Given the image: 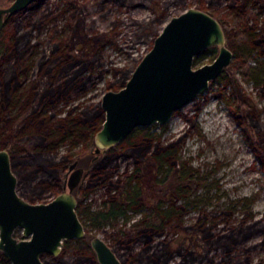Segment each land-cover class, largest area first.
Here are the masks:
<instances>
[{"label":"rangeland","instance_id":"1","mask_svg":"<svg viewBox=\"0 0 264 264\" xmlns=\"http://www.w3.org/2000/svg\"><path fill=\"white\" fill-rule=\"evenodd\" d=\"M12 1L0 0V8L10 5ZM39 1L33 8L13 19L19 25L16 33L19 41L16 52L4 62L2 75L3 81L7 83L14 77L15 69L25 67L31 61L37 65L42 57V42L47 38H71L78 49V53L72 54L87 64H94L85 72L90 75L89 80L87 75L78 79L86 84L87 94L80 95L79 88H71L70 100L62 101L49 111L51 114L60 110L57 117L66 116L70 109L78 106L83 109L97 106L98 103L101 105L105 92L114 87L119 90L126 77L132 75L171 18L188 8L201 9L200 0ZM209 1L204 0L203 5L221 17L227 0H214L211 4ZM14 22L9 23L8 28L15 26ZM254 54L257 56L256 51ZM215 57L212 53L203 56L196 67L211 63ZM235 59L236 56L232 64ZM259 59L264 62L263 57ZM256 60L255 57L248 63L245 73L239 69L236 73L243 93L253 98L260 110L259 120L251 122L256 126L253 130H258V126L264 127L262 77L256 74L252 78ZM115 70L118 72L114 74ZM236 106V94L226 84V80L216 81L206 93L179 110L168 124L153 125L152 130L162 134L161 140L164 143L182 139L179 159L195 167L204 178V184L191 197L192 205L184 210L180 208L165 220L164 228L153 235L149 250L146 251L143 240L132 244L131 252L137 258L135 264H158V261L163 264L167 259L169 264H179L185 259L186 264H264V168L257 159L256 149L247 132L250 127L235 118L233 109ZM162 126H165V131ZM68 143L61 145L58 155L68 151ZM95 147L94 142L92 148ZM92 148L73 158L80 159L79 166L85 169L86 174L100 160L93 161L95 154ZM135 167L129 155L113 159L109 168L113 172L112 181L119 183L123 180L122 185L125 184L126 175L132 173ZM139 168V184L144 193L143 210L129 212V221L119 218L86 230L85 239L89 245L93 237H101L122 262L131 253L121 247V241L130 238L131 226L150 213L152 206L161 201L168 203L169 200L164 188L157 182L159 174L151 161ZM19 169L16 170L22 173ZM19 181L18 178L19 194L29 190L31 193L34 184ZM119 189L111 188L110 185L103 187L85 198L83 203H91L97 209L112 194L118 193ZM56 191L49 189L37 199H32L34 203H45L62 192ZM79 191H76L78 199ZM183 203L180 200L175 206H182ZM197 224L202 232V237H199L201 247L196 245L200 233L198 235L196 229H191ZM244 232H249L250 237L237 245L225 237V234L241 235ZM17 237H23L21 231H17ZM143 238L146 239V236ZM202 246L209 247L210 251L205 253ZM54 257H58V261L51 255H45L43 261L45 264H92L84 261L75 242L64 244L61 253Z\"/></svg>","mask_w":264,"mask_h":264},{"label":"trees","instance_id":"2","mask_svg":"<svg viewBox=\"0 0 264 264\" xmlns=\"http://www.w3.org/2000/svg\"><path fill=\"white\" fill-rule=\"evenodd\" d=\"M37 2L40 1L31 4L29 8H33ZM213 2L214 0L209 1L210 4ZM203 4H205L204 0H200L199 8L210 12ZM254 5L258 7L256 12L251 11L248 0H227L221 17L210 13L222 23L229 46L236 56L234 63L216 81L226 80V84L235 92L237 104L233 109L235 118L239 123L250 127V130H246L250 133L257 159L264 168V127L258 126V130H253L252 128L256 126L251 124L259 120L260 110L253 98L243 93L236 76L237 69L245 73L248 63L256 57L257 64L252 78H255L256 74L262 77L261 91L264 98V62L259 59L260 57L264 59V23L260 27L258 20L256 24H249L248 21V17L262 14L264 0H253L252 6ZM25 11L7 17L0 36V140L2 148L10 153L12 168L19 182L34 184L31 193L29 190L21 194L34 203L32 198L37 199L49 189H55L56 192L62 190L65 173L74 156L93 147L95 135L105 120V112L98 103L97 106L92 105L83 109L78 106L70 109L63 117H57L60 110L49 113L57 104L70 100L71 88H79L80 95H86L88 92L86 84L78 79L87 75L85 72L94 62L87 64L86 61H81L74 56L73 54L78 53V49L67 36H64L66 38H47L42 42L40 50L42 57L37 65L31 61L25 67L15 69L14 77L10 81L7 83L3 81V64L16 52L19 41L16 36L19 25H16L13 19ZM12 22L15 26L8 28V24ZM35 47L37 48L38 44ZM255 51L257 56L254 54ZM211 53L216 56L218 48H208L201 56L195 58V64L203 56ZM117 72L118 70H115L114 74ZM130 77L131 75L126 77L121 88ZM87 79H90V75H87ZM216 81H213L211 85ZM111 87L113 86L109 88ZM113 90L117 89L114 87ZM164 128L165 126H162L163 131H165ZM161 135L152 131L151 126L136 130L123 142L110 148L101 156L88 172L79 191L81 199L79 197L76 210L86 230L88 227H99L119 218L129 221V212H139L145 207L143 188L139 184V166L151 161L156 167L159 174L157 182L164 188L165 196L169 200L168 203L161 201L152 206L150 213L131 226L130 238L121 241V247L127 248L129 252L132 251V244L138 240H143L146 251L149 250L148 246L153 240V235L164 228L165 220L171 218L170 216H173L180 208L184 210L192 205L191 197L204 184V178L200 172L179 159L182 139L164 143ZM64 143H68L70 147L66 153L58 155V150ZM128 155L134 160L136 166L134 171L126 175L125 184L122 185L123 180L119 183L113 182V172L109 170L112 160L128 157ZM17 168H20L22 173L16 170ZM109 185L111 188H120L119 192L112 194L99 208L94 209L93 204L83 203V200L92 193ZM180 200L184 202L183 205L175 206ZM191 229H196L197 234L200 233L198 238L202 237L198 224ZM144 236L146 239L143 238ZM225 237H229L231 243L237 245L246 241L250 234L249 232L241 235L225 234ZM70 242H75V247L85 258L84 261L98 264L85 238L67 240L64 244L68 245ZM201 244V238L197 239V247H201ZM202 248L205 253L210 251L209 247L202 246ZM52 257L58 261V257ZM136 259V255L131 252L123 263L135 264ZM185 260L179 264H186ZM0 264H11L1 251ZM158 264H160L159 261ZM163 264H169L168 259Z\"/></svg>","mask_w":264,"mask_h":264},{"label":"water","instance_id":"3","mask_svg":"<svg viewBox=\"0 0 264 264\" xmlns=\"http://www.w3.org/2000/svg\"><path fill=\"white\" fill-rule=\"evenodd\" d=\"M36 1L13 0L1 7L0 36L7 17L27 10ZM211 47L218 48L214 60L196 67L195 58ZM234 58L223 25L210 13L192 7L171 18L125 86L104 93L105 120L95 135L93 161L138 128L168 124L179 110L206 93ZM78 162L70 164L62 192L49 202L32 203L19 194L9 151L2 148L0 140V251L11 264H45L43 257L58 256L65 241L86 238L76 210L75 190L86 176ZM17 231L22 232V238L17 237ZM90 245L98 264H123L101 237H93Z\"/></svg>","mask_w":264,"mask_h":264},{"label":"flooded vegetation","instance_id":"4","mask_svg":"<svg viewBox=\"0 0 264 264\" xmlns=\"http://www.w3.org/2000/svg\"><path fill=\"white\" fill-rule=\"evenodd\" d=\"M248 1H249V7H250L251 11H252V12H253V11L256 12V11L258 10V7L255 6V5L252 6V5H253V0H248ZM209 13H210V12H209ZM210 14H211V13H210ZM211 15H212V14H211ZM212 16H213V15H212ZM214 17H215V16H214ZM216 18H217V17H216ZM217 19H218V18H217ZM257 20L259 21V26L261 27V26L263 25V23H264V11L262 12V14H258L256 17H248V21H249V22L251 21V24H256V21H257ZM221 24H222V23H221ZM260 24H261V25H260ZM259 30H260V28H259ZM226 37H227V36H226ZM227 41H228V39H227ZM228 46H229V43H228ZM229 47H230V46H229ZM230 48H231V47H230ZM231 50H232V49H231ZM232 51H233V50H232ZM233 52H234V51H233ZM234 56H235V53H234ZM231 64H232V63H231ZM123 87H124V86H123ZM123 87H122V88H123ZM120 89H121V88H120ZM120 89H119V90H120ZM148 127H149V126H148ZM151 127H153V126H151ZM144 128H146V127H144ZM138 129H140V128H138ZM138 129H136V130H138ZM141 129H142V128H141ZM136 130H135V131H136ZM135 131H134V132H135ZM152 131H153V130H152ZM134 132H133V133H134ZM133 133H132V134H133ZM128 137H129V136H128ZM128 137H127V138H128ZM124 140H125V139H124ZM124 140H123V141H124ZM123 141H122V142H123ZM120 143H121V142H120ZM120 143H119V144H120ZM117 145H118V144H117ZM117 145H116V146H117ZM92 150H94V148H92ZM107 150H109V149H107ZM107 150H106V151H107ZM106 151H105V152H106ZM93 152H94V151H93ZM105 152H101V153H99L100 155H99V158H98L97 160H99V159L101 158L100 156H101L102 154H104ZM9 154H10V153H9ZM94 154L96 155L95 152H94ZM95 155H94V157H95ZM10 157H11V156H10ZM77 159L80 161L79 158H77ZM93 159H94V158H93ZM75 160H76V159H75ZM75 160H72V162H71L70 164H72ZM95 161H96V160H95ZM11 164H12V163H11ZM69 166H70V165H69ZM77 167H81V166H79V162H78V164H77ZM68 171H69V167H68V169H67V171H66V173H65V176H64V183H65V181H66V178H67V172H68ZM86 173H87V172H86ZM86 176H87V174H86ZM86 176H85V177H86ZM64 183H63V185H64ZM81 185H82V184H81ZM81 185H80L79 188H77V190H75V193H76V191H78V190L81 188ZM62 191H63V188H62ZM54 197H55V196H54ZM54 197H53V198H54ZM53 198H52V199H53ZM52 199H50V200H52ZM50 200H49V201H50ZM49 201H48V202H49ZM78 201H79V199H78ZM64 243H65V242H64ZM63 245H64V244H63ZM1 252H2V251H1Z\"/></svg>","mask_w":264,"mask_h":264}]
</instances>
